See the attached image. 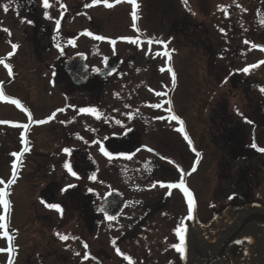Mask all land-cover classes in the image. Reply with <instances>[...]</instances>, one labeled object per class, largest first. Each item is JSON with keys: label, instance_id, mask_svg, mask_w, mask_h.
I'll list each match as a JSON object with an SVG mask.
<instances>
[{"label": "rangeland", "instance_id": "rangeland-1", "mask_svg": "<svg viewBox=\"0 0 264 264\" xmlns=\"http://www.w3.org/2000/svg\"><path fill=\"white\" fill-rule=\"evenodd\" d=\"M8 2L0 0V5ZM108 3L113 6L106 7L104 0L99 4L93 0H50L52 6L46 10L42 0H13L7 13L0 7V58L11 65L13 73L9 76L0 64V88L8 97L0 99V179L5 181L0 188L9 193V208L5 211L0 205V215L6 216L11 237L9 240L0 229V249L5 250L0 251V264H87V241L100 257L104 246V264H119L117 248L132 264H160L143 255L145 251L139 254L140 250L134 249L150 248L153 239L142 238L144 244L127 245L121 230L138 218L132 210L138 198L165 194L159 183L169 167L173 172L183 168L185 174L191 173L184 175V180L204 220L228 207L230 196H244L250 184L253 188L259 182L260 188L252 195L264 203V173L250 179L241 170L246 155L236 154L234 161L229 158L233 151L264 148V64L259 63L264 61V0H187V5L183 0H136L135 27L132 4L127 0ZM89 4L92 6H85ZM45 11L51 19L45 17ZM169 17L174 23L171 27ZM97 35L107 39L96 40ZM122 37L139 42L129 43ZM148 40L163 41L167 48ZM9 41L19 45L10 58L8 53L13 49ZM164 51L170 57L163 55ZM79 54L88 57V67L92 68H102L116 56L123 60L119 70L106 77L103 100L98 98L93 106L85 102L89 95L74 91L63 73L67 59L63 56ZM245 68L250 70L244 72ZM158 92L166 95L158 96ZM12 100H18L20 106ZM82 109H95L99 118ZM54 112V119L36 123ZM173 114L182 125L170 119ZM24 124L29 127L14 126ZM26 135L30 150L38 152L34 157L23 155L21 139ZM119 140L122 147L116 148ZM99 141L109 148L114 143L115 149L108 151L111 159L124 158L103 159ZM253 143L257 148L251 146ZM65 148L71 153H65ZM13 153L22 155L17 160ZM85 154L101 166L95 180ZM14 163L15 183L8 186ZM65 163L76 176L68 172ZM68 185H79L80 189L62 191ZM94 185L104 195L120 193L130 210L128 207L120 219L104 224V232L95 239H72L82 221L74 204L80 201L77 207H81ZM136 187L142 190L136 193ZM178 196L174 191L170 205L174 218L183 206ZM55 198L62 214L46 206ZM57 233L70 239L62 241ZM179 241L173 235L170 245Z\"/></svg>", "mask_w": 264, "mask_h": 264}, {"label": "flooded vegetation", "instance_id": "flooded-vegetation-1", "mask_svg": "<svg viewBox=\"0 0 264 264\" xmlns=\"http://www.w3.org/2000/svg\"><path fill=\"white\" fill-rule=\"evenodd\" d=\"M166 11L168 12L171 10L167 9ZM166 11L162 12L161 14H165ZM163 22H166L165 19ZM167 23L170 24V27L174 25V23L172 25L171 17L168 18ZM263 26H264V21H263ZM71 58H72L71 56L67 57L65 63H63L62 66L64 76H66L67 78L68 76L66 75L65 68L68 59ZM113 59L120 60L116 56L108 59L105 62V64H103L102 68L89 67L91 78H90V83L88 85L81 88H76L71 85L75 89L74 91H78L80 93H87L89 95V98H85V102H89L92 106L98 104L97 102L98 98H100V100H103L102 95L104 94V81L102 79L104 78L105 75L104 68L107 62ZM99 95H101V97H99ZM21 143L24 146V149L25 147L29 149V151L27 152L24 151L23 155L26 156V158L34 157L35 155H38V152L35 151L34 149L30 150L31 146H30V142L28 141L27 135L24 136V139L23 138L21 139ZM34 143L37 144L38 140L35 141ZM242 144L243 143H240V146ZM118 145L122 147L121 144H116V148ZM101 147H103L107 152L108 151L111 152V149H114V147L109 148L107 145H105L104 141L98 142L99 155L103 159L104 157L107 159H111V157L105 156L100 151ZM257 151L258 150H256L255 152V150H253L252 148L246 149V151L244 149H241L239 150V152L233 151V153L229 156V158L230 161H234V159H236L235 157L236 154H241V153L245 154L246 158L243 156L245 159L243 161L245 166L243 169L241 168L244 176L249 175L250 179H252V177L255 175L253 179H258L260 177V173L261 172L264 173V152H260V151L257 152ZM85 156L89 160V164L91 168L90 171H94L95 177L97 178L101 174V166L98 163H96V161L91 157V155L88 156L87 154H85ZM123 158L124 156L121 155L114 157L111 160L123 159ZM231 164H232L231 162L228 163V165L230 166L228 172L230 176H232V173L230 172L232 167ZM181 167L183 166L181 165ZM167 169L168 170H166L164 176L161 178L163 184L167 185L170 183H179L178 180L183 179L185 186L188 188L184 180L185 179L184 175L182 176L180 170L176 169L173 172L172 167H169ZM55 171L57 173L56 167H55ZM225 171H227V168ZM153 174L157 175L155 172ZM161 175L162 173L159 174V176ZM55 185L56 184L54 182L53 188ZM149 185L150 184H148V186ZM90 186L91 185H89V187ZM94 186L95 188L91 187V190L89 191L90 193L87 192L86 193L87 195L85 194L86 196L84 200H82L83 204L81 207H77L80 201L75 202L74 204L75 206L74 212L77 211L80 212L82 218L81 223H78L76 225L77 226L76 231H73L74 234L76 235L74 237L76 238L95 239L96 237L95 235L98 236L101 232H104V224L108 225L110 224V222L120 219L130 205V204L127 205L125 199L120 195V193L111 192L104 195L102 192H100L97 189L98 188L97 185ZM159 186H160L159 188L160 191H162V189L166 191L165 194L162 195L160 193L161 194L160 196L151 197L150 199L143 198L139 200L138 198V200L134 202V207L132 210L133 212L137 213L136 216L138 218H135L130 225L128 226L126 225L124 229L121 230L123 234V238L125 239V244L129 245L133 243L135 245H139L141 242L144 244V240L142 241V238H149L150 240L153 239V241L150 243V248H146V247L142 248L136 246L134 247V249L140 250L139 254L145 251V253H142L143 255L152 256L160 264H208L209 260L215 261L214 264H254V260H253L254 256L258 255V253L264 248V223L261 222L252 223L246 230L239 233L240 236L236 237L233 243L226 249L223 258L220 257V253L223 250L226 242L230 241L235 235V233H238V231L243 227L245 222L250 217L255 215L264 216V203H260V201L255 199V196L252 195V193H254V190L260 188L259 182L257 183V185L254 183L253 188H251L252 185L250 184V187H247L246 189L247 193H245L244 196H237L235 194L230 196L231 197L229 200L230 205H228V207H226L223 211H217L215 214H213V216H211L207 220H204L201 217V215H199V208L196 202H195L196 205L195 218L192 212L191 213L192 218L189 219L187 198L181 189L179 188L169 189L167 187H161V182L159 183ZM78 187L79 185H76L73 188V191L76 190V188L77 190H79L80 188ZM53 188L51 189L49 187V189L51 190H53ZM141 190L142 189L140 187H136V190L134 192L139 193ZM45 191L42 192L43 200H44ZM147 191L149 193H152V191H150V188ZM174 191L177 192V194L179 195L178 198L179 200H181L183 204V206L181 205L179 209L180 215H176L175 218L172 216V213L170 211L171 209L170 205L173 202ZM57 201L58 200L55 198V202L53 201V204H56ZM230 209L236 212V217L223 222L221 218L222 214L226 210H230ZM108 216H114L116 219L110 221L107 219ZM193 222H196V229L194 234H195L196 242L199 245V249H197L196 247L192 249V247L190 248L189 246V243H192L191 241L194 240L192 235L190 237V230L193 227ZM182 223L186 228V231H185V240L183 245L184 252L180 253L176 250L175 247L171 246L172 245L171 242L173 235L176 236V231H175L176 228L181 226ZM214 223H217V228H216L217 233L213 234V232H207V227ZM85 249L87 250V255H88L87 264H99V263L104 264V246L99 250L101 251V257L100 255L98 256V250L94 249L91 242L87 241V248ZM195 250H198L199 253L197 254V256H193L192 261H190L189 260L190 252L193 253ZM261 255H262L261 258L264 261V253ZM118 257H119L118 259L119 264L133 263V261L131 262V260H126L124 258L125 257L124 254L123 255L119 254ZM131 257L135 261L136 256L133 253ZM143 263L146 264L145 261H143Z\"/></svg>", "mask_w": 264, "mask_h": 264}, {"label": "snow or ice", "instance_id": "snow-or-ice-1", "mask_svg": "<svg viewBox=\"0 0 264 264\" xmlns=\"http://www.w3.org/2000/svg\"><path fill=\"white\" fill-rule=\"evenodd\" d=\"M119 2V0H118ZM128 3L132 4L133 6V11H132V18H133V27H135V20L138 19L137 17V9L139 7V5L136 3V0H127ZM12 3H13V0H9L8 3L6 4H3V5H0V7H2L3 11L5 13H7L10 9V7L12 6ZM101 3V0H93V4H99ZM183 3H185V5H187V0H183ZM42 4H43V7L47 10L48 8H50L52 5L50 4V0H42ZM104 4L106 7H109L111 8L113 5L108 3V0H104ZM86 7H91L92 4H89V5H85ZM61 7H65L64 5H61ZM45 17L48 18V19H51V17L49 16L48 12L45 11ZM24 22V21H22ZM28 23H32V21H26ZM56 24H57V27H59V24H60V21L57 20L56 21ZM4 32L8 33L9 36H11V32L9 29L5 28L3 29ZM85 35H88V36H92L93 34L91 32H86L84 33ZM94 39L96 40H99V41H103L105 39H107L106 37L104 36H94ZM121 39H124V40H127L129 43H133V44H136L138 43L139 41L136 40V39H131V38H127V37H122ZM160 43V44H164V47L165 49L167 48V44L163 41H153V40H148L147 43L149 44H152V43ZM9 43L11 44V47L13 49V52L11 53H8V58H10L14 53L15 51L19 48V45L18 44H15V43H11V41H9ZM109 43H111L112 45H115L116 44V41L115 40H110ZM247 43V41H246ZM59 47V45H58ZM253 47H256L255 45H253ZM262 51H264V48H261ZM61 51H63L61 49ZM163 55L165 56H169L170 57V53L168 51H164ZM260 64H264V61H261L259 62ZM0 64H3V66L8 70V74L9 76H11L13 73H12V67L10 64L6 63L5 62V59L4 58H0ZM259 64L257 65H252L250 67L254 68V67H258ZM250 69L249 68H245L243 69L244 72H248ZM169 71L171 72V68H169ZM172 80H173V83H175V73L173 72L172 73ZM2 83V82H0ZM262 92H264V88L261 89ZM156 95H166V93H156ZM0 99H4V100H7L8 97H6L4 95V92L2 90V88H0ZM13 104H16L17 106H20V102L18 100H12L11 101ZM168 103H171L170 101ZM153 107H160V105H153ZM58 111L60 112H63L64 109H59ZM81 111L83 112H90V113H93V114H96L97 115V118H99V114L96 112L95 109H82ZM169 112H171L172 110L171 109H168ZM56 116V113H52L51 116H49L46 120H42V121H36V123L38 124H43V123H47L48 121L54 119ZM29 117H31V113H29ZM170 119L172 120H175L177 121L178 123H180L181 125L183 124V121L180 120V118L176 115H171ZM249 123H251L250 121H248ZM117 123H119V121H117ZM16 127H23L25 129H27L29 127L28 124H24V125H14ZM180 131H183V128L181 127ZM185 139L188 140L189 144H191V140L188 138L187 134H185ZM253 148H257V145L255 143H253L251 145ZM258 151L260 152H264V148H257ZM25 152L29 151V149L27 147H25L24 149ZM65 153H71V149H68V148H65L63 150ZM100 151L105 155V156H111L110 153H108L107 151H105V149L103 147L100 148ZM149 151H151V149H149ZM13 156L17 157V160H19L20 156L22 155V153H13L12 154ZM198 158H199V153H197V163H198ZM65 168L68 170V172H70L73 176H76L77 174L72 170V167L70 164L68 163H65ZM12 168H13V174H12V179H9L6 183L8 186H11L13 183H15V177H16V172H15V169L17 168V164H13L12 165ZM196 169L195 167H193L192 171L194 172ZM181 173H182V176L183 175H190L191 173H183V169H180ZM93 180H95V176L92 177ZM5 184V181L3 179H0V185H4ZM71 187H75V185H68L65 189H63L62 191H67V188H71ZM153 187H155V185H153ZM161 187H167L169 189H173V188H179L183 191L184 195L186 196L187 198V203H188V210H189V219L192 218L191 216V213L194 211V208H195V200H194V197H193V194L188 190V188L185 186L184 182H183V179H181V181L179 183H170V184H163L161 183ZM8 191L5 189V188H0V205H3L5 211L8 210L9 208V201L7 199V196H8ZM170 194V193H169ZM231 198V197H230ZM42 203H46L44 201H42ZM47 207L51 208V209H55L57 212H60L62 214V208L60 205L58 204H46ZM108 220H114L116 219L114 216H108L107 217ZM0 229H4V236L8 237V239L10 240L11 237L8 236V232H7V224H6V216H3V215H0ZM176 235L179 237L180 239V244L178 245H174L173 247L176 248V250L180 253H183L184 252V240H185V231H186V228L184 227L183 223L181 224V226L177 227L176 228ZM57 235L59 236V238L62 240V241H67L70 239V237L68 235H63V234H59L57 233ZM72 239H77L76 237H72ZM113 244H115V241H113ZM85 248H87V245H85ZM0 251H5L4 249H0ZM7 251L9 253L12 252V248L9 247L7 249ZM117 253L118 254H121L123 255L122 253H120V249L117 248L116 249ZM77 255H79V253H77ZM87 255H85V259H87ZM126 260H130L129 257L125 256L124 257Z\"/></svg>", "mask_w": 264, "mask_h": 264}, {"label": "water", "instance_id": "water-1", "mask_svg": "<svg viewBox=\"0 0 264 264\" xmlns=\"http://www.w3.org/2000/svg\"><path fill=\"white\" fill-rule=\"evenodd\" d=\"M63 58L65 59V58H67V56L64 55ZM121 63H122V60H118V59H113V60L108 61L107 64L105 65V68H104V74L105 75H104V78L102 80L105 81L106 77L112 75L113 72H115L119 68ZM66 74L70 78L71 84L74 87L81 88V87L88 85L90 83L91 74H90V69L87 65V56L81 54V55H77V56L71 58L66 65ZM195 210H196V205H195V208L193 211L194 218H195ZM235 217H236V212L234 210H231V209L226 210L221 216L223 222L226 220H230L231 218H235ZM257 222L258 223H260V222L264 223V216L255 215V216L250 217L245 222L243 227L238 231V233H235L233 238L230 241L226 242L223 250L220 253V257L223 258V256L225 255L226 249L233 243V241L235 240L236 237L240 236L239 233L246 230L252 223H257ZM216 228H217V223H214V224L207 227V232H213V234H215V233H217ZM195 229H196V222H193V227L190 230V237L192 235L194 240L191 241L192 243H189V246H190V248L192 247V249L195 247L197 249H199V245L195 239V234H194ZM262 250L264 253V248ZM262 250L258 253V255L254 256V258H253L254 264H264V261L261 258V256H262L261 254H263ZM198 253H199L198 250H195L193 253L190 252V256H189L190 259L189 260L192 261V259H193L192 257L197 256ZM214 263H215V261H213V260L208 261V264H214Z\"/></svg>", "mask_w": 264, "mask_h": 264}, {"label": "trees", "instance_id": "trees-1", "mask_svg": "<svg viewBox=\"0 0 264 264\" xmlns=\"http://www.w3.org/2000/svg\"><path fill=\"white\" fill-rule=\"evenodd\" d=\"M113 141V140H112ZM114 142V141H113ZM112 142L111 146L114 147V143ZM116 142V141H115ZM117 144H120V141L119 142H116ZM115 149V147H114Z\"/></svg>", "mask_w": 264, "mask_h": 264}]
</instances>
